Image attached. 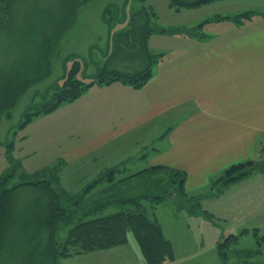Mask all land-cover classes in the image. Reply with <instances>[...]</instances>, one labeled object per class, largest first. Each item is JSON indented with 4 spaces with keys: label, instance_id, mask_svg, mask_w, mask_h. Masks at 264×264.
<instances>
[{
    "label": "trees",
    "instance_id": "1",
    "mask_svg": "<svg viewBox=\"0 0 264 264\" xmlns=\"http://www.w3.org/2000/svg\"><path fill=\"white\" fill-rule=\"evenodd\" d=\"M17 1L0 0V29H5L8 40H12L17 33L14 27L24 28L25 36L20 35L18 41L23 40L19 43H24L28 49L26 56H22L24 63H20L22 57H19V61L11 64L15 66L12 71L0 73V119L11 118L21 99L34 91L21 112L20 122L14 126L16 130H23L34 117L47 115L61 105L75 101L94 85L119 82L133 89L141 88L152 75L151 65L160 57V54H151L147 48L152 34L197 36L187 30L158 26L153 10L144 5L147 0L112 3L101 14L107 31L103 56L106 60H116L120 55H144L147 65L136 73H126L108 68L103 63L93 80L85 83L76 78L77 72L81 71V64L76 60L78 56L69 54L75 59L70 69L65 71L64 67L61 77L39 91L36 87L50 78L52 62L57 56L61 39L73 26L79 8L94 0H60L57 9L48 11L45 8L47 12L42 13L44 16L31 23L24 17L20 25L15 24ZM220 1L225 0H166L169 8L176 11L198 9ZM129 3L141 6L132 7L127 15ZM253 13L245 12L231 19L239 22L240 18H248ZM35 22H39L38 25ZM202 25L199 24L196 29H201ZM117 26L121 27L115 30ZM11 46L14 47V44ZM83 77H86L84 73ZM60 169L58 166L25 175L13 167L1 176L0 249L13 221L25 217L38 225V232L43 231L44 237L40 238L41 242L34 246V250L41 252L44 259L49 258L51 264H59L60 259L73 255L123 245L127 243L128 235L137 245L145 264L171 261V243L164 237L157 221L148 217L142 201L154 206L172 200L178 209L186 211L188 215L200 213L211 220V215L202 210L201 201L220 195L229 185L253 173L264 175V160H246L230 165L210 182L206 193L196 195H188L185 191V172L162 165L144 168L117 180L115 177L120 172L119 166L113 167L76 194L68 193L59 186ZM21 190H30L37 194V198L33 207L25 205L18 212L15 193ZM61 232H65V237L60 238ZM246 233L248 230L245 229L241 234ZM237 240V237L228 235L217 243L216 250L222 264H228L231 257L243 261L258 254L257 250H232ZM243 264L256 263L245 261Z\"/></svg>",
    "mask_w": 264,
    "mask_h": 264
},
{
    "label": "crops",
    "instance_id": "2",
    "mask_svg": "<svg viewBox=\"0 0 264 264\" xmlns=\"http://www.w3.org/2000/svg\"><path fill=\"white\" fill-rule=\"evenodd\" d=\"M254 13L264 18V7ZM226 17L227 22L232 18L217 14L211 18ZM241 22L233 21L228 36L211 44L203 43L211 35H176L181 40L199 41V49L190 54L179 52L159 65L139 89L119 82L94 85L75 101L63 104L74 110L69 126L89 131L83 133L88 136L84 141L73 145L67 159L77 162L98 153L103 165V169L82 171L84 175L77 170V176L92 182L113 167L119 166L120 175L129 169L124 166L126 162L137 161L127 175L157 165L181 170L186 174V193L196 195L206 193L213 178L230 165L254 158L264 148V21L249 27ZM155 143L157 147L147 152ZM97 159L91 158V164ZM241 181L225 188L234 192L228 199L230 210L245 208L244 186L234 188L240 187ZM209 213L213 221L223 222L224 213L233 215L225 208L222 213ZM165 238L171 243L173 259L162 264H179L183 258L173 242ZM217 257L215 253L207 263L197 264H218ZM62 264L145 262L134 240L128 237L123 245L63 258Z\"/></svg>",
    "mask_w": 264,
    "mask_h": 264
},
{
    "label": "rangeland",
    "instance_id": "3",
    "mask_svg": "<svg viewBox=\"0 0 264 264\" xmlns=\"http://www.w3.org/2000/svg\"><path fill=\"white\" fill-rule=\"evenodd\" d=\"M59 1L18 0L15 4V24L20 25L19 22L24 20V17L29 23L36 21L38 17L44 16L43 12H47L44 10L45 8L48 11L53 8L57 9L56 6ZM122 2L123 0H94L87 3L85 7L79 8L73 26L66 31L61 39L57 56L52 62L50 78L37 86V90H44L47 85L61 77L64 73V67L65 71L70 69L75 59L68 56L69 54L78 56L76 60L81 64V71L77 72L76 78L85 83H90L93 80L103 63L108 68L126 73H136L147 65V59L144 55L129 54L126 57L120 55L116 60H106L103 56L106 51L107 31L102 23L101 14L108 5L112 3L121 4ZM144 5L153 10L156 15L155 22L160 27L187 30L197 35L196 37L202 34L211 35L209 40L203 42L206 45L227 37L230 33L229 27L234 24L232 23L233 19H229V22L226 21L228 19L224 18L214 20L211 18L213 15L235 17L245 12H254L260 7H264V0H225L198 9L180 11L169 8L166 0H147ZM139 6L141 4L129 3L126 14L128 15L132 7ZM240 21H242L241 25L249 27L264 21V18L254 13L248 18H240ZM35 23L38 25L39 22ZM202 23V28L196 29ZM240 26L236 28L238 29ZM120 27L117 26L115 30L120 29ZM14 29L17 33L12 40H8L5 29H0V73L12 71V68L15 67L14 65L11 66L13 61H19V57H24L27 53L28 48L25 47L24 43H19L23 40L18 41L20 35L25 36L24 28L14 27ZM32 37L35 38L36 35H32ZM179 38L176 35L160 34H152L149 37L147 41L149 52L155 55L160 54V57L151 65V71L177 57L180 53L190 54L200 47L199 41H192L194 39L181 40ZM13 44L14 47L11 46ZM23 57L20 63H24L25 58ZM83 73L86 77H83ZM59 82L61 83V80ZM33 91L28 92L21 99L11 118L0 119V178L13 167L18 172L31 175L60 166L61 169L58 174V176L60 175V187L67 189L70 193L82 192L81 189L86 187L85 184L89 185L93 181L90 182L89 178L78 177L77 170H80L79 174L84 175L82 171L89 168L103 169L101 155L97 153L77 162L67 159V153L74 147L73 145L79 144L88 137L84 136L83 133H89L88 130L85 131L86 128L79 131L74 126H69V119L74 110L73 107L67 105H62V109L52 115L34 117L23 130H16L14 126L20 122L21 112ZM132 138L134 135L127 140L132 142ZM155 145L156 143L149 146L150 150L147 149L146 151L151 152V147H155ZM129 149H132V146ZM94 157L98 159L92 165L91 158ZM250 160L254 162L264 160V148ZM137 164V161L133 164L126 162L124 166L129 169L121 172L115 179L128 176L127 174L133 170L130 168ZM241 186H244L243 188L247 193V198H244L245 208L230 210L228 199L234 195L233 191L229 193L225 190L224 195H218L220 196L219 199H216L218 196H211L201 201L202 210L206 209L207 214H210L209 212L222 213V208L230 211L233 214L231 216L224 213L226 222L213 221V218L209 220L200 213L188 215L186 211L178 209L172 200H166L154 206L148 201H142V205L148 217L157 220L165 237L175 245L176 251L183 258L178 262L179 264L207 263L217 253V243L228 235L238 238L237 243L232 245V250L258 251V254L249 260L242 261L231 257L228 264H243L245 261L264 264V176L253 173L241 181L240 187L234 188L238 189ZM36 198L37 194L30 190L16 192V211L20 212L25 205L33 207ZM10 226L5 235L4 246L0 249V264H51L49 258L44 259L41 252L37 253L34 250V246L40 244V238L44 235L43 231L38 232V225L35 222L21 217V219L14 220ZM245 229L249 232L245 235L241 234ZM59 236L60 238L65 237V232H61ZM128 237L132 239L131 235ZM215 238H217L216 243L214 242ZM216 260H218V264H222L219 256ZM59 264H62V259L59 260Z\"/></svg>",
    "mask_w": 264,
    "mask_h": 264
}]
</instances>
